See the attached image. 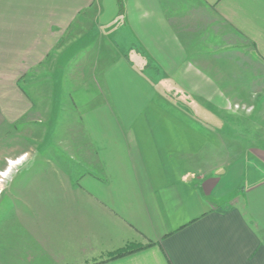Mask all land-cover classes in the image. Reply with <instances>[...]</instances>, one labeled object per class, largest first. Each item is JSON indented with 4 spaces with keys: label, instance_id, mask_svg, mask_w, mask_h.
Returning a JSON list of instances; mask_svg holds the SVG:
<instances>
[{
    "label": "crops",
    "instance_id": "0c3cea01",
    "mask_svg": "<svg viewBox=\"0 0 264 264\" xmlns=\"http://www.w3.org/2000/svg\"><path fill=\"white\" fill-rule=\"evenodd\" d=\"M181 2L0 0V198L21 204L0 264L131 242L152 245L100 264H264V146L232 109L261 101L232 54L264 63V0L199 3L237 47L198 44Z\"/></svg>",
    "mask_w": 264,
    "mask_h": 264
},
{
    "label": "rangeland",
    "instance_id": "374dc122",
    "mask_svg": "<svg viewBox=\"0 0 264 264\" xmlns=\"http://www.w3.org/2000/svg\"><path fill=\"white\" fill-rule=\"evenodd\" d=\"M183 9H180L181 11L179 12V24L185 25V27H190V28H197L196 36H198V44L202 45V43L206 44H211V43H219L222 42L221 35H225V38L227 41L223 42L225 44L226 42H229L231 45L237 47L239 46V42L237 40H233L234 38L230 33L228 34L226 29L224 28V25L216 20V16L212 14L213 16H210L204 9V6L199 4L202 2V0H181ZM190 2H196L198 3V6L196 10H193L194 15H190V6L192 4ZM188 5V6H187ZM196 14V15H195ZM186 15H189L186 18ZM192 17V18H190ZM209 28L208 32H205L204 29ZM226 31V32H225ZM202 32V33H201ZM246 50H241L245 55L247 56H241L236 54H232L234 59L239 62L240 64H245L249 70L254 74V97L256 99H260L259 103H262L259 105L257 104L256 108L255 107H249V106H238L236 105L232 109L236 112H240V117L242 119V122L244 123L245 130L243 132L245 133L244 135L246 137H241L240 140L245 143L246 145L255 143L258 144L259 146H264V137L260 138H252V134L258 135L260 133L261 135H264V63L256 57L254 54L249 52L250 50L246 47ZM233 53V52H232ZM233 59V60H234ZM255 108V110H254ZM256 112L259 114L256 115ZM254 127L257 129L258 132H253ZM240 133L242 134V131L240 130ZM237 141L238 139H234ZM233 143V140H230V144ZM232 148H235L233 146H229V151L233 154ZM227 148L220 146L219 149L213 154V160L216 159L218 156H227V155H232L229 152H226ZM235 155V154H234ZM1 177H3V173H0ZM3 180V178H2ZM16 186H11L10 190H12ZM10 193V192H9ZM14 206H21L19 203H14L13 198L8 194L5 193L1 198H0V250L3 249V245L6 241V239L9 237V240L12 241L13 237L12 235L9 236V233H12V229L16 230L17 227L14 228L15 224L19 219L16 217V214L12 211V208ZM25 209V208H24ZM19 228V227H18ZM11 229V230H9ZM3 251V250H2ZM2 259H6L3 257ZM8 260H7V263Z\"/></svg>",
    "mask_w": 264,
    "mask_h": 264
},
{
    "label": "trees",
    "instance_id": "16d2710c",
    "mask_svg": "<svg viewBox=\"0 0 264 264\" xmlns=\"http://www.w3.org/2000/svg\"><path fill=\"white\" fill-rule=\"evenodd\" d=\"M152 243H137V242H131L126 244L124 247L119 248L115 251H112L111 253L107 254L105 257H102L100 259H97L96 261L89 262L88 264H100L107 261L115 260L117 258L126 256L128 254L135 253L137 251H140L142 249H145L149 246H151Z\"/></svg>",
    "mask_w": 264,
    "mask_h": 264
},
{
    "label": "snow or ice",
    "instance_id": "6c2138e0",
    "mask_svg": "<svg viewBox=\"0 0 264 264\" xmlns=\"http://www.w3.org/2000/svg\"><path fill=\"white\" fill-rule=\"evenodd\" d=\"M4 175H7V173H4Z\"/></svg>",
    "mask_w": 264,
    "mask_h": 264
}]
</instances>
